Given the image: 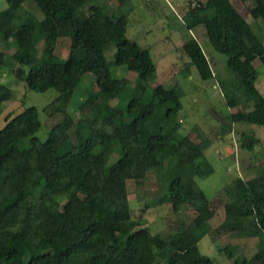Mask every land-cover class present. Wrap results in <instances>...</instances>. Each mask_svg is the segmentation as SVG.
<instances>
[{
  "label": "trees",
  "instance_id": "trees-1",
  "mask_svg": "<svg viewBox=\"0 0 264 264\" xmlns=\"http://www.w3.org/2000/svg\"><path fill=\"white\" fill-rule=\"evenodd\" d=\"M26 1L7 0L0 10V36L14 46L11 55L0 50V65L15 62L29 90H57L44 109L61 119L43 141L35 136L41 126L35 106L6 116L0 128V264H214L198 242L210 232L217 208L196 182L214 171L205 155L212 140L178 132L180 99L163 84L152 86L150 51L127 36L131 1L117 0L108 14L97 0H30L41 19L18 14ZM234 1L247 4L250 19L264 20V0H205L182 17L188 30L203 27L212 48L227 56L225 75L212 71L195 37L181 50L202 80H217L225 106L246 107L231 112L230 123L264 126V94L252 63L264 64V45ZM62 37L69 39L65 58L54 52ZM109 45L132 80L112 76ZM86 77L95 89L78 103L76 120L68 107ZM10 98L8 86L0 85V113ZM256 141L252 136L247 148ZM114 152L118 157L108 164ZM149 171L163 191L160 202L193 213L167 234H152L132 217L126 182L141 183ZM217 196L225 198V216L234 218L219 225V234L258 239L257 251L234 263L264 264V173L238 175ZM224 252L233 257L230 247Z\"/></svg>",
  "mask_w": 264,
  "mask_h": 264
},
{
  "label": "rangeland",
  "instance_id": "rangeland-1",
  "mask_svg": "<svg viewBox=\"0 0 264 264\" xmlns=\"http://www.w3.org/2000/svg\"><path fill=\"white\" fill-rule=\"evenodd\" d=\"M79 1V0H75ZM133 10L129 14L127 36L136 41L140 46L149 49L155 63V72L149 76L152 86L160 83L173 90L182 108L178 114L180 118V134H190L196 138L197 132H202L211 140V145L206 149L205 155L212 165L213 173L205 178H196L198 186L204 191L209 200L214 199L213 205L217 208V215L210 219V232L205 234L198 242L200 252L210 257L214 264H235V258H249L257 251L258 239L256 237H242L237 232L219 234L218 227L223 222L234 218H228L224 214V199L217 194L221 188L240 175L243 178H251L264 173V126L238 122L230 123L229 114L237 110H246V107L228 108L224 104L222 94L215 78L202 80L191 64L188 57L182 52L181 45L191 36L195 37L215 74L225 75L224 65L227 56L215 51L210 45L204 28L201 26L188 30L183 24L182 17L189 7L205 0H130ZM104 4L108 14L115 11L117 0H97ZM238 10L251 22L256 34L264 45V20L254 21L248 17L247 4L234 1ZM8 7L7 0H0V10ZM34 14L39 19L42 15L38 8L30 1L24 2L18 10V14ZM42 41L37 43L41 50ZM0 50L11 55L14 46L11 39L4 42L0 36ZM69 51V39L59 38L55 46V54L65 58ZM112 76L127 77L133 79L134 73L123 66L115 64V48L109 45L105 52ZM7 57V56H6ZM258 71L256 85L264 94V64L259 59L253 62ZM20 67L15 62L0 65V85H6L11 91V98L2 103L0 113V128L5 124L6 116H14L21 111L35 106L38 110V118L41 122L35 136L43 141L47 138L53 124L61 119L60 115L52 116L49 110L44 109L52 101L58 92L48 89L44 92H36L26 88L25 82L20 77ZM95 89L89 78H84L75 88L73 97L68 107L77 120L80 116L78 103ZM117 99L110 100V104H116ZM223 128V126H226ZM75 126L69 129L70 139L75 141ZM257 139L252 149L247 148L251 137ZM118 157L114 152L108 160L113 163ZM165 167V166H163ZM128 199L131 206L132 217L142 221V227L147 228L152 234H167L180 220L188 222L193 213L187 207L179 212H174L170 204L163 200V191L158 190V182L155 172L149 171L141 183L133 180L126 182ZM230 247L233 257L228 258L224 249Z\"/></svg>",
  "mask_w": 264,
  "mask_h": 264
},
{
  "label": "water",
  "instance_id": "water-1",
  "mask_svg": "<svg viewBox=\"0 0 264 264\" xmlns=\"http://www.w3.org/2000/svg\"><path fill=\"white\" fill-rule=\"evenodd\" d=\"M197 5H199V6H202V5H203V3L199 2V3H197V4H196V5H194V6H197Z\"/></svg>",
  "mask_w": 264,
  "mask_h": 264
}]
</instances>
